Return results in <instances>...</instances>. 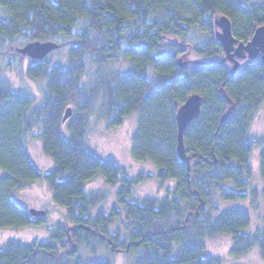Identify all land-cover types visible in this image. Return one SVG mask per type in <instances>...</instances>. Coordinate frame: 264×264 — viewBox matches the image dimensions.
Segmentation results:
<instances>
[{
    "label": "trees",
    "instance_id": "obj_1",
    "mask_svg": "<svg viewBox=\"0 0 264 264\" xmlns=\"http://www.w3.org/2000/svg\"><path fill=\"white\" fill-rule=\"evenodd\" d=\"M0 10V229L39 223L17 199L39 180L66 213L45 242L5 241L0 264H113L83 259L82 250L126 252L133 264H222L204 255L205 239L218 236L232 238L230 256L258 249L264 263V218L251 230L249 212L217 203L248 196L255 144L264 180V134L254 138L250 130L264 102V62H243L232 75L215 37V19L226 15L238 42H248L264 25V0H0ZM35 41L65 47V61L17 51ZM190 55L199 61L179 63ZM14 69L44 82L41 98L13 87L5 71ZM192 94L204 99L185 134L187 164L176 154V114ZM69 106L73 115L63 122ZM134 112L132 156L157 166L162 197L134 199L153 175L131 178L88 145L92 118L112 128ZM35 131L50 172L25 148ZM99 177L119 185L109 212L97 210L107 194L88 188ZM228 181L236 190L225 188ZM251 193L264 205V186Z\"/></svg>",
    "mask_w": 264,
    "mask_h": 264
},
{
    "label": "rangeland",
    "instance_id": "obj_2",
    "mask_svg": "<svg viewBox=\"0 0 264 264\" xmlns=\"http://www.w3.org/2000/svg\"><path fill=\"white\" fill-rule=\"evenodd\" d=\"M251 1V0H250ZM3 13L0 10V17ZM217 29V27H215ZM66 48L53 51L50 55L54 62H64L66 57ZM187 61H199V58L193 55L184 58ZM28 59H25V66L28 64ZM123 64L127 67V61ZM231 67V63H230ZM125 68V67H124ZM6 78L11 82L14 88L27 91L37 98H41L44 87V82L39 80L29 79L20 70L5 71ZM87 140L89 147L104 159H113L123 167V170L131 178H136L140 173L152 174L153 178L146 179L143 183L138 184L135 188L134 199L145 196L162 197L165 195L166 186L159 185L157 177V166L151 161L135 160L132 156V137L137 129L138 113L134 112L126 117L118 126L108 128L103 120L91 119ZM66 129V127L64 128ZM254 138H259L264 134V102L257 110L250 127ZM66 131V130H65ZM37 131L28 134L25 137L24 145L29 151L34 163L43 172H50L53 164L52 160L44 154L42 143L35 135ZM262 146L255 144L250 157L251 160V186L244 190L248 196L244 199L235 201H218L220 210L240 208L250 213L251 226L253 230L261 225L264 218V205L261 202L260 196L253 198L251 191L264 186V180L260 173V151ZM169 184H167L168 186ZM225 188L236 190L233 181L225 183ZM91 191H103L107 194L105 202L97 207V210L102 209L109 212L116 205L115 197L119 185L110 186L104 178L99 177L91 181L88 185ZM19 203L30 210L36 208L47 211L44 216L35 217L38 224L34 226L19 228V229H0V245L9 239L20 240L27 243L45 242L51 236L52 228L60 221H66L65 209L57 205L53 200L52 190L45 180H39L33 183L26 189H23L17 194ZM258 207V208H257ZM43 217V218H40ZM67 225H70L68 222ZM232 242L230 236H218L213 239H205V256H216L222 259V264H264L258 249L252 250L250 253L241 256L233 257L229 255V246ZM80 256L89 261L99 259H110L113 264H133L135 256L129 253H110L109 251L101 250L97 253L80 251Z\"/></svg>",
    "mask_w": 264,
    "mask_h": 264
},
{
    "label": "water",
    "instance_id": "obj_3",
    "mask_svg": "<svg viewBox=\"0 0 264 264\" xmlns=\"http://www.w3.org/2000/svg\"><path fill=\"white\" fill-rule=\"evenodd\" d=\"M250 1V0H247ZM215 37L221 44L224 51V60L231 63L232 75L236 74L240 67L241 60L256 59L261 57L264 62V25L257 27L252 38L247 42H238V39L233 34V24L230 18L226 15L218 16L215 19ZM59 44L54 41H35L29 42L22 47H17V51L25 56L35 60H42L49 54L59 48ZM179 63L184 65L187 60L183 57L179 58ZM203 96L200 94L190 95L178 108L176 114V122L178 126V143L177 157L180 161L189 164V156L185 144V134L192 122H194L201 113L203 105ZM74 109L72 106L66 108L63 115V122H66L72 117ZM229 111L225 113L221 122H225L228 118ZM189 169V167H188ZM32 216H44L45 210L31 208L29 210Z\"/></svg>",
    "mask_w": 264,
    "mask_h": 264
},
{
    "label": "flooded vegetation",
    "instance_id": "obj_4",
    "mask_svg": "<svg viewBox=\"0 0 264 264\" xmlns=\"http://www.w3.org/2000/svg\"><path fill=\"white\" fill-rule=\"evenodd\" d=\"M245 43H247V42H245ZM248 60H254V59H244V60H241V64L243 63V62H246V61H248ZM227 63V65L230 67V62H226ZM241 64H240V66H241ZM232 67V66H231Z\"/></svg>",
    "mask_w": 264,
    "mask_h": 264
}]
</instances>
